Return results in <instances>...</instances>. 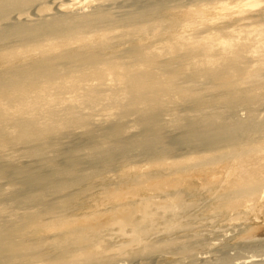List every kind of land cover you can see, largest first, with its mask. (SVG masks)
<instances>
[{
  "label": "bare ground",
  "instance_id": "bare-ground-1",
  "mask_svg": "<svg viewBox=\"0 0 264 264\" xmlns=\"http://www.w3.org/2000/svg\"><path fill=\"white\" fill-rule=\"evenodd\" d=\"M142 159L162 161L174 190L151 181L103 208L83 194L87 176L110 170L96 183L108 190ZM192 168L210 169L215 211L264 206V0H0V264H125L133 243L165 264H264L198 255Z\"/></svg>",
  "mask_w": 264,
  "mask_h": 264
},
{
  "label": "rangeland",
  "instance_id": "rangeland-1",
  "mask_svg": "<svg viewBox=\"0 0 264 264\" xmlns=\"http://www.w3.org/2000/svg\"><path fill=\"white\" fill-rule=\"evenodd\" d=\"M184 98V96H180ZM103 132V129L97 131V133ZM225 162L223 161H217L216 164L213 166V171L216 173L217 181L220 180L222 176V167L224 166ZM207 167L208 165H203ZM118 166H115L116 168ZM166 166L163 165L162 161H146L144 159L140 160L136 169L130 168L128 166L125 167V176L127 178L125 181L117 186V187H111L108 190H105L102 188V185L96 184L100 183V174L102 175L105 173L107 176L110 175V170L107 172L102 170L94 175H90L86 177L85 181H92V185L87 188L83 194L84 195H95L100 204V207L102 203L103 198L111 197L113 196L115 199L113 201H116L119 196L124 193V196L130 197L134 196V198H140L147 196L148 192L150 190L147 188V185L152 181H166L164 188L167 191H172L175 188L176 183L172 181V177L174 175L168 174L165 172ZM226 167V166H225ZM119 168V167H118ZM210 170V169H209ZM209 170L202 171L196 168H192L190 170L189 180L191 187L196 190L194 193H191L187 196H184L185 199H190L191 206L189 208V213L191 214L189 216L188 223L186 224L187 228L189 229V235L188 238L190 242H194L192 246L197 250L198 255H202L204 252L208 256H212L215 253L207 252L206 249H218L220 252H227L234 253L236 250L240 252L243 255H249V253L252 254H261L260 256L264 255V231H261V235L257 233L251 234L249 237H243L239 233V229H251V226H254L255 224H263L264 222V206L261 201H256L254 204V208L252 209L251 205L245 203L243 206H240L238 209L234 210H222V211H215L214 204H213V195L211 193V189L208 187L213 180L209 179L206 175L208 174ZM119 172L115 171L113 176L118 175ZM141 176V178H137L136 176ZM216 181V182H217ZM84 181H79V184H83ZM177 183L179 186H185L186 181ZM108 188V187H107ZM147 189V190H146ZM105 190V191H104ZM104 191V194L102 192ZM193 194H195V197H192ZM75 200L70 199L69 204L72 205L75 203L76 198L77 201H79V198L81 197V194H75L74 195ZM85 197V196H84ZM137 200V199H136ZM83 202L84 200H80ZM189 201V200H188ZM134 205V204H133ZM131 204V206H133ZM83 210H86L84 208ZM101 210V209H100ZM239 212V214H238ZM113 218V215L105 214L100 212L97 214L96 219L97 220H103L107 221ZM159 227H162L166 224L165 218L163 220L159 221ZM239 228V229H238ZM242 229V230H243ZM264 229V228H263ZM118 228L116 225H114L112 232H117ZM236 230V231H234ZM237 233V234H235ZM256 236H253V235ZM260 235V236H258ZM45 236V235H42ZM114 240H119L120 235L118 233L113 234ZM227 236V237H226ZM26 239L29 240V244H34L40 246V248L45 247L44 242L38 239V235H36L34 232L29 231V233L25 236ZM160 237L167 238V235L163 233L159 234H150L149 238L154 241L155 244H159L161 241L158 240ZM43 245V246H42ZM222 248H219L221 247ZM132 248L135 249L134 258L125 260V264H165L167 263L166 260H162L160 256L158 255V251H152L151 249L143 250L142 244H135L131 245ZM166 247V248H165ZM160 246V248L170 249V246ZM249 247V248H248ZM164 249V250H165ZM240 249V250H239ZM235 250V251H234ZM169 251V250H168ZM257 251H260V253H255ZM207 252V253H206ZM214 252V251H213ZM164 253V252H162ZM167 253V252H166ZM163 255H170L169 253ZM200 253V254H199ZM203 253V256H207ZM209 253V254H208ZM245 253V254H244ZM263 253V254H262ZM121 256V254H120ZM127 257V256H125ZM131 257V256H130ZM264 257V256H263ZM262 257V258H263ZM45 263H48L51 261V258L44 257ZM260 257H254V259H258ZM172 259V258H171ZM169 259V261L171 260ZM82 264H95L92 262H82ZM121 264V263H120Z\"/></svg>",
  "mask_w": 264,
  "mask_h": 264
}]
</instances>
